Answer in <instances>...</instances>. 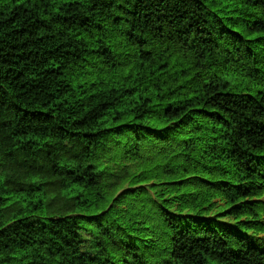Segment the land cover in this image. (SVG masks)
<instances>
[{"label": "trees", "instance_id": "16d2710c", "mask_svg": "<svg viewBox=\"0 0 264 264\" xmlns=\"http://www.w3.org/2000/svg\"><path fill=\"white\" fill-rule=\"evenodd\" d=\"M264 0H0V264H264Z\"/></svg>", "mask_w": 264, "mask_h": 264}, {"label": "rangeland", "instance_id": "374dc122", "mask_svg": "<svg viewBox=\"0 0 264 264\" xmlns=\"http://www.w3.org/2000/svg\"><path fill=\"white\" fill-rule=\"evenodd\" d=\"M262 236H264V234Z\"/></svg>", "mask_w": 264, "mask_h": 264}]
</instances>
